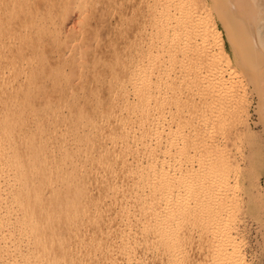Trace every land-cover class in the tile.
<instances>
[{
  "label": "rangeland",
  "instance_id": "obj_1",
  "mask_svg": "<svg viewBox=\"0 0 264 264\" xmlns=\"http://www.w3.org/2000/svg\"><path fill=\"white\" fill-rule=\"evenodd\" d=\"M90 1L0 0V12L5 11L4 7L8 8L12 3V8H18L17 12L20 10L19 5H27L22 9L28 12L27 15L25 11L18 12L20 14L17 18H12L11 23L9 21L10 24L5 26V31L9 32L5 34L6 38H0V59L3 57L1 54L7 56V51L11 56L13 50L22 54L26 47L24 43L30 38L32 43L27 41L30 45L25 50L28 56L41 58L42 54L34 53V45L36 48L38 45L40 53L48 50L45 54L48 65L44 63L43 67L47 68L43 76L46 74V78H49L40 82V86L27 88L28 91L21 88L19 92L24 93H19L11 101L0 99V154L6 155L3 161L0 159V264H127L129 254L130 264H168L162 262L161 253L153 249L154 243H150V236L143 235L145 233L140 225L144 220L140 216L142 198H157L158 195L162 201L169 198V204L177 202L176 206L170 205L172 207L169 212L172 209L171 212H176L179 208L177 212L181 238L178 236L177 239H181H178L182 243L179 247H183L179 250V264H203L208 260L207 264H224L232 248L231 244H226L224 230H229L226 232L229 238L232 237L230 240L238 244H235L236 249L243 254L247 264H264V82H260V74L264 70H260L257 76L253 69L238 64L242 55L233 47L225 22L208 0H196L197 8L194 6L191 10H197L195 19L199 17L203 24H207L206 27L211 25V30L212 27L215 28L220 35L222 48L214 46V40L209 39L205 44L202 36H196L181 52H169L172 54L166 53L167 56H157L160 53L154 55V52L149 55L147 52L146 47L155 42L148 25L154 14L150 0ZM32 8L39 10H35L36 17L33 20L29 18V21L28 14ZM30 24L37 25L38 30L34 36L22 38ZM13 31H16L15 34ZM9 34V37L13 34V38L8 40ZM6 45L8 46L5 47ZM29 48L33 50L30 51ZM10 55L8 53L9 57ZM15 55L12 57L17 56ZM48 59H52V62ZM60 66L64 69H60ZM56 69L61 74L64 73L58 76L59 79L50 82L53 75L57 74L54 73ZM129 71L130 76H133L131 78H128ZM17 72L12 76L6 74L5 78L8 76L7 81L10 82L5 81V78L4 82H0L1 92L9 93L16 89L17 82L27 79L29 73L20 72L17 75ZM144 75L149 78H144ZM220 76H223L226 86H219L214 81ZM138 78L145 79L144 86L139 84L142 80H137ZM147 78L148 82L152 81V84L149 83L150 87L146 82ZM146 83L149 88H146ZM27 92L30 95L28 97ZM41 96L44 98L41 99ZM125 120L128 121L127 127L131 132L126 127L130 134L127 137L130 146L123 159L120 158L123 144L119 138ZM155 127L158 129V136L160 134L165 139L162 142L160 136L156 140ZM195 133H200L197 136L201 138V143L199 139L194 140ZM167 142L173 148L166 145L169 144ZM146 143L151 148H157L158 145L165 148L158 146L160 151L156 149V154L151 152L149 146H144ZM176 143L180 147L183 144L188 147L187 150L183 148L186 152L179 150ZM214 147L216 148L213 149ZM167 148L170 149L166 150ZM162 149L165 151H161ZM150 152L155 153L158 158L155 159L156 155L154 158ZM35 154H39L37 158ZM17 157L21 158L19 162ZM190 157L193 159V169L189 168L192 170V176L188 177L190 183L187 179V184L180 186L175 178L179 176L178 170L183 166V161L190 160ZM158 159L165 161V169L173 177L176 176L171 182L164 180V193L163 188L159 190L161 185L159 187L154 180H147L144 175L142 177L143 169L139 171L150 165L149 162L152 164ZM16 163L17 166L13 167ZM140 165L145 167H139ZM203 168L207 169L209 176L211 173L213 178H217L212 180L215 184L210 183L211 176L207 179L208 174ZM203 176L210 184H205L199 190L200 193L198 190L189 192L190 185L200 182L204 179ZM29 185H33L30 191L18 194L24 186ZM39 190L43 201L48 200L52 192H55L57 200H48L51 204L46 201L48 205L45 203L41 209L33 211L35 218L32 219V224L43 225L39 232L33 233V225L26 222L32 213L18 207L29 198L31 203H36L35 196L39 194ZM118 193L121 194L118 196ZM44 208L47 216L43 215L46 212ZM52 210L55 211L51 213L53 217H49L48 211ZM127 211L130 212L129 220ZM49 218H55V221L45 225L44 221ZM215 224H219L218 230L212 226ZM224 225L225 229H221ZM19 226L24 229L18 230ZM149 227L150 225L148 229ZM1 235L5 237L2 238Z\"/></svg>",
  "mask_w": 264,
  "mask_h": 264
},
{
  "label": "bare ground",
  "instance_id": "obj_2",
  "mask_svg": "<svg viewBox=\"0 0 264 264\" xmlns=\"http://www.w3.org/2000/svg\"><path fill=\"white\" fill-rule=\"evenodd\" d=\"M3 1V0H2ZM26 1V0H25ZM34 1V0H33ZM39 1V0H38ZM42 1V0H41ZM45 1V0H44ZM54 1V0H53ZM111 1V0H110ZM149 1V0H148ZM201 1V0H200ZM199 0H198V2H200ZM203 1V0H202ZM208 1H210V3H211V5H212V7H213V9L214 10H216V12H217V14L220 16V18L225 22V24H226V27L228 28V32H229V37H230V39H231V41H232V45H234L233 47L235 48V50L236 51H238V53L240 54V55H242V56H240V58H239V62H238V64L240 63V64H242V66H245V67H247V68H251V69H253L256 73V75L258 76L259 74H260V70H264V0H208ZM15 2V1H14ZM17 2V1H16ZM24 1H22V3H23ZM80 2V1H79ZM89 2H91L90 0H89ZM94 2V1H93ZM99 2V1H98ZM146 2V1H145ZM150 2H151V5H152V7H154V10H152V11H154V14H152L153 16L150 18L151 20L148 22L149 24V26L151 27V34H153L154 35V40L153 41H155L154 43H151L150 45H148V47H146L147 48V52H148V54L150 53L151 55L153 54V52H154V55L157 53V54H159V55H157V56H163V55H165L166 53L167 54H172V53H169V52H173V53H179V52H181L184 48H186V47H188L189 45H187V44H190L189 42H191V40H193L194 38H196V36L198 37V36H202L203 37V39L202 40H204L206 43L205 44H207V42L209 41V39H211L212 41L214 40V42H213V45L214 46H219V47H221L222 45H221V38H220V35H219V33L215 30V28H213L212 27V30H211V25H210V27L208 26V27H206L207 26V24L205 25V23L203 24L202 23V21L200 20V18L198 17L197 19H195V17H196V15L198 14V13H196V11L194 10V9H192L191 10V8L193 7L194 8V6L196 7V4H197V2H196V0H150ZM1 3V2H0ZM21 3V4H22ZM26 3V2H25ZM24 3V4H25ZM32 3V2H31ZM38 3V2H37ZM40 3V2H39ZM47 3V2H46ZM51 3V2H50ZM58 3V2H57ZM196 3V4H195ZM13 5H14V3H12ZM11 4V6H9L8 8L7 7H4L5 8V11L3 10V11H1L0 12V38H2L3 36H5V34L7 33V31H5L6 29H5V26L6 25H8V23H9V21H10V23H11V21L13 20L12 18H14V17H16L18 14H20V13H22V12H24L23 11V9L22 8H26L25 6H27V5H23L24 7H21V5H19L20 6V10H18V12H20V13H18L17 12V9L16 8H12V5ZM17 4V3H16ZM30 4V3H29ZM94 4V3H93ZM150 4V3H149ZM202 4V3H201ZM200 4V5H201ZM205 4V3H204ZM4 5V4H3ZM50 5V4H49ZM32 6V5H31ZM88 6V5H87ZM30 7V6H29ZM39 7H41V6H39ZM47 8H48V6H46ZM86 7V6H85ZM93 7V6H92ZM95 7V6H94ZM151 7V6H150ZM2 8V7H1ZM0 8V9H1ZM31 8V7H30ZM197 8V7H196ZM201 8V7H200ZM13 9V10H12ZM15 9V10H14ZM29 9V8H28ZM28 9H26V10H28ZM36 9H38V8H36ZM36 9H30V13L28 14L29 15V17H28V20H29V18H31L30 20H33L36 16H34V15H36ZM45 9V8H44ZM150 9V8H149ZM39 10V9H38ZM190 10V12H188ZM41 11V10H40ZM194 11H195V13H194ZM26 12V11H25ZM43 12H44V10H43ZM187 12V13H186ZM27 13L28 12H26V15H27ZM40 13V12H39ZM42 14V13H41ZM40 14V15H41ZM99 15V14H98ZM20 16V15H19ZM25 19H26V17L24 16V15H22ZM21 17V16H20ZM17 18V17H16ZM43 18V17H42ZM97 18V17H96ZM15 19V18H14ZM18 19H20L19 17H18ZM23 19V18H22ZM21 19V20H22ZM29 20V21H30ZM39 20V19H38ZM89 20V19H88ZM27 21V20H26ZM40 21V20H39ZM17 22H19L18 20H17ZM41 22V21H40ZM9 23V24H10ZM24 23H26V22H24ZM29 23V22H28ZM20 24V23H19ZM23 24V23H22ZM21 24V25H22ZM37 24V23H36ZM52 24V23H51ZM13 25V24H12ZM20 25V26H21ZM48 25V24H47ZM147 25V26H148ZM209 25V24H208ZM10 26V25H9ZM17 26V25H16ZM51 26V25H50ZM110 26V25H109ZM43 27V26H42ZM48 27V26H47ZM58 27V26H57ZM22 28V27H21ZM24 28V27H23ZM38 27H37V25H35V24H30V26H29V28L27 29V31L25 32L26 34H24V37H23V35H22V38H25L26 39V37L27 36H29V37H31V36H34L35 35V33H36V31L38 30L37 29ZM40 28H41V23H40ZM149 28V27H148ZM14 29V28H13ZM19 30H20V28H19ZM23 30H25V29H23ZM48 30V29H47ZM43 31V30H42ZM54 31V30H53ZM113 31V30H112ZM9 32V31H8ZM16 32V31H15ZM15 32L13 31L12 33L13 34H15ZM58 32V31H57ZM21 33V32H20ZM47 33V32H46ZM45 33V34H46ZM8 34V33H7ZM13 34H12V36H13ZM37 34H40V33H37ZM11 34H9L8 35V37L10 36ZM16 35H17V33H16ZM16 35H14L15 36V39L17 38L16 37ZM31 35V36H30ZM41 35V34H40ZM145 35V34H144ZM11 36V37H12ZM53 36V35H52ZM150 36V35H149ZM11 37H9L8 38V40L11 38ZM20 37H21V34H20ZM43 37V36H42ZM49 37V36H48ZM5 38H6V36H5ZM4 38V39H5ZM13 38V37H12ZM11 38V39H12ZM37 38H39V37H37ZM36 38V40H38ZM44 38V37H43ZM52 38V37H51ZM145 38V37H144ZM152 38V37H151ZM3 39V40H4ZM18 39H21V38H19L18 37ZM28 39V38H27ZM153 39V38H152ZM152 39H151V41H152ZM6 40V39H5ZM31 40H32V38H31ZM12 41V40H11ZM17 41H19V40H17ZM17 41H15V42H17ZM27 41H30V38H29V40H27ZM26 41V42H27ZM34 41V40H33ZM41 41V40H40ZM194 41H196V40H194ZM0 42L2 43V41L0 40ZM4 42V41H3ZM8 42V41H7ZM13 42H14V39H13V41H12V44H13ZM22 42H24V39H23V41ZM24 43V45L28 48V45H30L29 43ZM31 42V41H30ZM0 43V44H1ZM10 43V42H9ZM18 43V42H17ZM32 43V42H31ZM53 43V42H52ZM21 45H23V43H20ZM27 44V45H26ZM34 44V43H33ZM32 44V45H33ZM57 44V43H56ZM209 44V43H208ZM2 45V44H1ZM10 45H11V43H10ZM31 45V46H32ZM4 46V45H3ZM8 45H6L5 47H7ZM13 45H11V47H12ZM35 46V45H34ZM33 46V48H34V53L35 52H37V53H39L40 55H41V58L39 59V56H37L38 58H33V56H28V53L26 52L27 51V49H26V47L24 48V52H26V53H24L23 52V50H22V54H17V52H15L14 50H13V52L14 53H16V55L13 53V55H15L16 57H12L11 55H10V52H8L7 51V56H4V55H2L1 54V56H3L1 59H0V82L2 81V82H4V78H5V76H6V74H15V72H17L16 74L17 75H19V73L21 72H27V73H29L28 74V77H27V79L25 80V81H22V82H17V86L15 87L16 89L15 90H13V91H10L9 93H3V92H1L0 93V99H5L4 101H8V100H10V99H14V98H17V96H18V94L19 93H21V92H19V90L22 88V89H26L27 90V88H31V87H36V86H38L39 85V83L40 82H42V81H44V80H48L46 77H48L46 74H45V76H43V74H44V72H45V68H47V67H43L44 66V63L45 64H47V62H46V60H47V58L48 57H46L45 58V54L48 52V50H47V52L46 53H44V52H41L40 53V51L41 50H39L38 49V45H37V48L36 47H34ZM59 46V45H58ZM78 46V45H77ZM2 47V46H1ZM15 47V46H14ZM16 47H18V46H16ZM24 47V46H23ZM57 47V46H56ZM65 47V46H64ZM80 47V46H79ZM108 47H110V46H108ZM20 48V47H19ZM40 48V47H39ZM41 48H43V47H41ZM90 48V47H89ZM193 48V47H192ZM204 48H206V46L204 47ZM204 48L202 49V51L204 50ZM222 48V47H221ZM220 48V49H221ZM5 49V48H4ZM30 49V48H29ZM48 49V48H47ZM50 49V48H49ZM110 49V48H109ZM191 49V48H190ZM208 49V48H207ZM18 50V49H17ZM26 50V51H25ZM33 49H30V51H32ZM43 50V49H42ZM53 50V49H52ZM88 50V49H87ZM102 50V49H101ZM142 50V49H141ZM187 50H188V48H187ZM192 50V49H191ZM209 50V49H208ZM208 50H206V51H208ZM21 51V50H20ZM29 51V52H30ZM78 51V50H77ZM116 51V50H115ZM2 52V51H1ZM146 52V53H147ZM185 52V51H184ZM183 52V53H184ZM204 52V51H203ZM3 53V52H2ZM8 53H9V55L11 56V57H9L8 56ZM83 53V52H82ZM95 53V52H94ZM117 53V52H116ZM5 54V53H4ZM49 54V53H48ZM112 54V53H111ZM114 54V53H113ZM143 54V53H142ZM141 54V55H142ZM147 54V55H148ZM149 54V55H150ZM167 54H166V56H167ZM223 54V53H222ZM30 55V54H29ZM33 55V54H32ZM38 55V54H37ZM44 55V56H43ZM104 55V54H103ZM117 55V54H116ZM148 55V56H149ZM174 55V54H173ZM172 55V56H173ZM48 56H50V54L48 55ZM68 56V55H67ZM73 56V55H72ZM184 56V55H183ZM221 56H223V55H221ZM53 57V56H52ZM76 57H78V56H76ZM50 58V57H49ZM57 58V57H56ZM60 58V57H59ZM65 58V57H64ZM69 58H70V55H69ZM79 58V57H78ZM95 58V57H94ZM227 58V57H226ZM225 58V59H226ZM53 59V58H52ZM51 59V60H52ZM66 59V58H65ZM176 59V58H175ZM224 59V58H223ZM48 60H50V59H48ZM50 60V61H51ZM70 60V59H69ZM103 60V59H102ZM101 60V61H102ZM137 60H139L138 58H137ZM228 60V59H227ZM56 61V60H55ZM61 61V60H60ZM75 61V60H74ZM79 61H81V60H79ZM104 61V60H103ZM140 61V60H139ZM52 62V61H51ZM83 62V61H82ZM93 62V61H92ZM100 62V61H99ZM98 62V63H99ZM91 63V62H90ZM96 63V62H95ZM105 63V62H104ZM229 62L227 61V64H228ZM50 64V63H49ZM94 64V63H93ZM103 64V63H102ZM48 65V64H47ZM62 65H63V62H62ZM85 65V64H84ZM99 65V64H98ZM46 66V65H45ZM54 66V65H53ZM61 67V68H60ZM60 67H58V70H59V68L60 69H62V67L63 66H60ZM89 67V66H88ZM94 67V66H93ZM109 67H110V65H109ZM51 68V67H50ZM53 68H56V67H53ZM78 68V67H77ZM82 68V67H81ZM64 69V68H63ZM62 69V70H63ZM83 69V68H82ZM246 69V68H245ZM259 70V71H257V70ZM49 70V69H48ZM47 71V70H46ZM51 71V70H50ZM70 71H71V69H70ZM133 71V70H132ZM248 71H250V70H248ZM252 71V70H251ZM253 71V72H254ZM48 73H49V71H47ZM46 72V73H47ZM81 72V71H80ZM92 72H93V70H92ZM218 72H219V74H220V71H219V69H218ZM264 72V71H263ZM261 73L260 74V78L262 79V80H260V79H258V80H260V82L262 83V82H264V73ZM26 73V74H27ZM47 73V74H48ZM54 73H57V74H54L53 75V80H51L50 82H52V81H54V79H59L58 78V76H60V74H61V72L59 71H57V69H56V72L54 71ZM64 73V72H63ZM62 73V74H63ZM79 73V72H78ZM130 71H129V75H128V78H131V77H133L132 76V74H131V76H130ZM217 73V72H216ZM259 73V74H258ZM62 74H61V76H62ZM76 74V73H75ZM96 74V73H95ZM112 74V73H111ZM134 74V73H133ZM141 74V73H140ZM140 74H138V76L140 75ZM143 74H146L145 72L143 73ZM218 74V75H219ZM9 75V76H10ZM49 75V74H48ZM68 75V74H67ZM70 75V74H69ZM98 75V74H97ZM135 75V74H134ZM148 75V74H147ZM222 75V74H221ZM261 75L263 76V77H261ZM12 76V75H11ZM64 76V75H63ZM138 76H136V77H138ZM141 76V75H140ZM174 76V75H173ZM8 77V76H7ZM5 78V81H7V79L8 78ZM17 77V76H16ZM15 77V78H16ZM65 77H66V75H65ZM78 77V76H77ZM135 77V78H136ZM144 78H146V77H148V76H143ZM175 77V76H174ZM221 77V76H220ZM216 78L214 81H216L217 83H218V85L219 86H226V83H225V80L223 79V76L221 77V78ZM50 78H52V76L50 77ZM149 78V77H148ZM148 78L146 79L147 81V83H148V86L150 87L151 85L150 84H152V81H150V82H148ZM256 78V77H255ZM11 79V78H10ZM113 79V78H112ZM122 79V78H121ZM133 80H134V78H132ZM94 80V79H93ZM129 80V79H128ZM127 80V81H128ZM137 80H142V82H140L139 84H141V85H143V83L145 82L143 79H137ZM161 80V79H160ZM173 80H175V79H173ZM256 80V79H255ZM14 80L12 79V82H13ZM61 81V80H60ZM65 81H66V79H65ZM70 81V80H69ZM68 81V82H69ZM7 82H10V80L9 81H7ZM63 82V81H62ZM96 82H98V81H96ZM133 82V81H132ZM139 82V81H138ZM179 82V81H178ZM14 83H15V81H14ZM48 84H49V82H47ZM46 83V84H47ZM55 83V82H54ZM70 83V82H69ZM122 83V82H121ZM147 83H146V86H147ZM150 83V84H149ZM159 83V82H158ZM211 83H212V81H211ZM258 83V82H257ZM5 84V83H4ZM3 84V85H4ZM10 84V83H9ZM44 85H45V82L43 83ZM58 84V83H57ZM56 84V85H57ZM145 84V83H144ZM174 84V83H173ZM213 84V83H212ZM264 84V83H263ZM65 85V84H64ZM160 85V84H159ZM205 85V84H204ZM209 85V84H208ZM215 85V84H214ZM1 86V85H0ZM6 86V85H5ZM40 86V85H39ZM134 86V85H133ZM144 86V85H143ZM146 87V88H149V87ZM194 86V85H193ZM216 86H217V84H216ZM47 87V86H46ZM66 87V86H65ZM174 87V86H173ZM207 87V86H206ZM259 87V86H258ZM262 87V86H261ZM32 88V89H33ZM48 88V87H47ZM205 88V87H204ZM216 88V87H215ZM263 88V87H262ZM31 89V90H32ZM38 89V88H37ZM179 89V88H178ZM223 89V88H222ZM2 90V89H1ZM55 90V89H54ZM123 90V89H122ZM147 90H149V89H147ZM220 90H221V88H220ZM226 90V89H225ZM4 91V90H3ZM24 91V90H23ZM28 91V90H27ZM33 91V90H32ZM140 91V90H139ZM200 91V90H199ZM263 91V90H262ZM147 92V91H146ZM181 92V91H180ZM198 92V91H197ZM220 92V91H219ZM22 93H24V92H22ZM28 93V92H27ZM33 93V92H32ZM46 93V92H45ZM50 93V92H49ZM262 93H264V92H262ZM25 94H26V92H25ZM25 94H23L24 96H25ZM69 94V93H68ZM127 94V93H126ZM179 94V93H178ZM202 94V93H201ZM146 95V94H145ZM23 96V97H24ZM28 96H30L29 95V93H28V95H26V97H28ZM35 96V95H34ZM46 96H48V95H46ZM63 96V95H62ZM222 96V95H221ZM263 96V95H262ZM20 97V96H19ZM95 97V96H94ZM123 97H125V96H123ZM122 97V98H123ZM166 97V96H165ZM206 97V96H205ZM204 97V98H205ZM264 97V96H263ZM36 98V97H35ZM42 98H44V97H42L41 96V99ZM47 98H49V97H47ZM64 98V97H63ZM126 98V97H125ZM200 98V97H199ZM229 98V97H228ZM27 99V98H26ZM53 99V98H52ZM263 99V98H262ZM17 100V99H16ZM24 100V99H23ZM28 100V99H27ZM29 100H30V98H29ZM46 100V99H45ZM50 100V99H49ZM124 100H126V99H124ZM189 100V99H188ZM11 101V100H10ZM43 101H44V99H43ZM163 101V100H162ZM194 101V100H193ZM25 102V101H24ZM27 102V101H26ZM206 102V101H205ZM18 103V102H17ZM36 103V102H35ZM48 103V102H47ZM46 103V104H47ZM121 103V102H120ZM124 103H126V102H124ZM165 103V102H164ZM5 104V103H4ZM170 104V103H169ZM205 104V103H204ZM24 105V104H23ZM166 105V104H165ZM210 105V104H209ZM208 105V106H209ZM214 105V104H213ZM36 106V105H35ZM124 107V106H123ZM127 107V106H126ZM170 107V106H169ZM180 108V107H179ZM209 108V107H208ZM213 108V107H212ZM126 109V108H125ZM127 110V109H126ZM207 110V109H206ZM131 111V110H130ZM178 111V110H177ZM209 111V110H208ZM213 111V110H212ZM116 113V112H115ZM180 114V113H179ZM184 117V116H183ZM183 117H181V118H183ZM119 118V117H118ZM128 119V118H127ZM129 120V119H128ZM184 120V119H183ZM128 121L127 120H125L124 121V128H120L121 129V131H120V138H119V140H121L120 142H122L121 144H123V153H121L122 154V156L120 157V158H123V157H125L124 156V154L126 153V152H128L129 151V144H128V141H127V137H128V134H129V131L131 132V130L127 127L128 126V124L129 123H127ZM179 122V121H178ZM185 124V123H184ZM129 129V131H128V129ZM131 127V126H130ZM133 127V126H132ZM196 128V127H195ZM151 129V128H150ZM157 128L155 127V130H156ZM171 129V128H170ZM154 130V131H155ZM158 130V129H157ZM156 130V132L155 133H157L158 131ZM160 130V129H159ZM162 130V129H161ZM173 130V129H172ZM195 131H196V129H195ZM204 132V131H203ZM202 132V133H203ZM146 133V132H145ZM152 133V132H151ZM155 133H152L153 135L155 134ZM159 133V132H158ZM158 133H157V138H156V136H155V138H156V140L157 139H159L160 137H161V135L159 134V136H158ZM161 133H162V131H161ZM172 134H173V132H171ZM201 133V132H200ZM200 133H195L196 134V137H198L197 136V134H200ZM211 133V132H210ZM119 134V133H118ZM143 134V133H142ZM142 134H141V136H142ZM151 134V135H152ZM168 134H169V132H168ZM168 134L166 135V136H168ZM171 134V135H172ZM116 135V134H115ZM130 135V134H129ZM132 135V134H131ZM149 135H150V133H149ZM156 135V134H155ZM176 135V134H175ZM192 135V134H191ZM204 135V134H203ZM119 137V136H118ZM145 137V136H144ZM150 136H148V138H149ZM152 137V136H151ZM154 137V136H153ZM159 137V138H158ZM171 137V136H170ZM173 137V136H172ZM177 137V136H176ZM195 137V136H194ZM194 138V140L196 139V141H197V139H199V137L198 138ZM201 137V136H200ZM114 138V137H113ZM190 138V137H189ZM192 138V137H191ZM116 139V138H115ZM141 139V138H140ZM161 140V142H162V137L160 138ZM177 139V138H176ZM201 139V138H200ZM200 139L198 140L199 141V143H201L200 142ZM150 140V139H149ZM148 140V141H149ZM163 140H165V139H163ZM171 140H172V138H171ZM188 140H190V139H188ZM187 140V141H188ZM112 141H113V139H112ZM159 141V142H160ZM166 141H168V140H166ZM174 141V140H173ZM193 141V140H192ZM195 141V143H198V142H196ZM203 141V140H202ZM152 142V141H151ZM165 142V141H164ZM177 142V141H176ZM205 142V141H204ZM211 142V141H210ZM134 143H136V142H134ZM144 143H145V141H144ZM150 143V142H149ZM156 143V142H155ZM167 143H169V144H166V145H169V147L171 146L170 144V142H167ZM178 143V142H177ZM176 143V144H177ZM184 143H185V140H184ZM187 143V142H186ZM185 143V144H186ZM190 143V142H189ZM198 143V144H199ZM203 143V142H202ZM133 144V143H132ZM141 145H142V143H140ZM151 144V143H150ZM157 144V143H156ZM173 144V143H172ZM175 144V145H176ZM192 144V143H191ZM191 144H190V146H191ZM174 145V144H173ZM178 145V144H177ZM176 145V146H177ZM184 145V144H183ZM183 145H181L182 147H180L179 145V147L178 148H180L179 150H183V148H184V150H185V146H183ZM189 145V144H188ZM187 145V146H188ZM203 145V144H202ZM206 145V144H205ZM118 146V145H117ZM144 146H149L148 148L150 149L151 148V146L149 145V144H145ZM143 146V147H144ZM153 146V145H152ZM158 146H160V147H163V146H161V145H158ZM158 146H157V148H156V146H154L153 148H151L152 149V151L151 152H155L156 151V149L158 150V152L160 151V149L158 148ZM112 147V146H111ZM132 147V146H131ZM145 147V148H146ZM172 147V146H171ZM170 147V148H171ZM194 148H195V146H193ZM212 147V146H211ZM37 148H39V146L37 147ZM121 148V147H120ZM163 148H165V147H163ZM170 148H167L166 150H168V149H170ZM173 148V147H172ZM188 148V147H187ZM187 148H186V150H187ZM202 148V147H201ZM203 148H205V147H203ZM216 147H214L213 149H215ZM112 149V148H111ZM131 149V151H132V148H130ZM176 149V148H175ZM191 149V148H190ZM207 149V148H206ZM212 149V150H213ZM34 150H36V148L34 149ZM33 150V151H34ZM164 149H162L161 151H163ZM183 150V151H184ZM210 150V149H209ZM211 150V151H212ZM141 151V150H140ZM150 151V150H149ZM165 151V150H164ZM106 152V151H105ZM108 152V151H107ZM119 152H120V150H119ZM142 152V151H141ZM146 152V151H145ZM151 152H150V155H156V154H158V152L155 154H151ZM170 152V151H169ZM176 152V151H175ZM184 152H186V151H184ZM0 153H1V150H0ZM108 153H110V152H108ZM132 154V152H129V154ZM222 153V152H221ZM32 154H34V153H32ZM117 154V153H116ZM144 154V153H143ZM149 154V153H148ZM160 154V153H159ZM180 154V153H179ZM183 154V153H182ZM185 154V153H184ZM0 155H2V154H0ZM36 155V154H35ZM39 155V154H38ZM38 155H36L35 157L37 158L38 157ZM44 155V154H43ZM105 155H106V153H105ZM112 155V154H111ZM115 155V154H114ZM164 155V154H163ZM186 155V154H185ZM190 155V154H189ZM222 155V154H221ZM41 156V155H40ZM113 156V155H112ZM126 156H127V153H126ZM152 156V157H153ZM179 156V155H178ZM181 156V155H180ZM187 156V155H186ZM33 157V156H32ZM118 156H117V158H119ZM192 157H194V156H192ZM192 157H190L191 159L189 160H187V159H185L186 160V162H184L183 161V166H181V167H179L180 169L178 170V168H177V170H178V173H179V176H174V177H176L175 178V180L180 184V186H181V184L183 185V186H185L184 185V183H186L187 184V179H188V182H189V175L191 174V172H190V170L191 169H193V159H192ZM222 157V156H221ZM6 158V155H2V156H0V159H2V161L4 160ZM42 158H43V156H42ZM116 158V159H117ZM154 158H155V156H154ZM158 157H157V155H156V158L155 159H157ZM195 158V157H194ZM20 157H17V162H19L20 161ZM44 159V158H43ZM115 159V158H114ZM124 159V158H123ZM122 159V160H123ZM150 159V158H149ZM44 160H46V159H44ZM121 160V162L123 163L124 161H122ZM119 161V160H118ZM146 161V160H145ZM150 161V160H149ZM180 161V160H179ZM199 161V160H198ZM220 161H221V159H220ZM112 162V161H111ZM113 162H115V161H113ZM125 162H127V161H125ZM131 162V161H130ZM154 162V163H153ZM152 162V164H151V162H149L150 163V165L148 164V166L146 167V168H140V170L139 171H141L142 169L144 170V171H142L141 173H142V177H143V175H144V177L147 179V180H154L153 182L155 183H157L158 185H159V187H160V185H161V188H159L158 186V188H159V190H161L165 185H166V182H171V180H173L172 178H174L173 177V174L171 175L170 173H169V171H167L166 169H165V161H161V159H158V161H153ZM201 162V161H200ZM222 162V161H221ZM119 163V162H118ZM128 163H129V161H128ZM39 164V163H38ZM45 164H46V162H45ZM115 164H117V163H115ZM178 164H180L179 162H178ZM182 164V163H181ZM180 164V165H181ZM205 164V163H204ZM43 165H44V163H43ZM123 165V164H122ZM129 165V164H128ZM135 165V164H134ZM220 165H222V164H220ZM17 166V163L14 165L13 164V167H16ZM42 166V165H41ZM109 166H110V164H109ZM120 166V165H119ZM124 166V165H123ZM130 166V165H129ZM199 166V165H198ZM202 166V165H201ZM206 166H208V165H206ZM214 166H216L217 167V165H214ZM223 166H225V164L223 165ZM106 167V166H105ZM104 167V168H105ZM125 167H126V165H125ZM139 167H145V166H139ZM138 167V168H139ZM191 167V169L189 170V168ZM203 167V166H202ZM210 167H212V166H210ZM215 167V168H216ZM110 168V167H109ZM136 168H137V166H136ZM135 168V169H136ZM137 168V169H138ZM169 168V167H168ZM221 168V167H220ZM0 169H1V167H0ZM123 169H124V167H123ZM122 169V170H123ZM128 169V168H127ZM201 169V168H200ZM203 169H205V171L207 170L206 168H203ZM210 170H213V168L212 169H210ZM131 171V170H130ZM166 171V172H165ZM174 171H176V170H174ZM192 171V170H191ZM126 172V171H125ZM129 172V171H128ZM193 172H195V171H193ZM192 172V174H195V173H193ZM124 173V172H123ZM135 173V172H134ZM199 173V172H198ZM206 173L208 174V178H207V176H206V178L207 179H209L210 178V176H211V179H210V183H212V184H215V183H213V181L212 180H214L215 178H213L212 176H213V174L211 175V173H210V176H209V172H207L206 171ZM201 174V173H200ZM207 174H205V175H207ZM171 175V176H170ZM204 175V176H205ZM192 175H190V177H191ZM196 176V175H195ZM203 176V178L204 179H202L200 182H198L197 184L195 183V185L193 184H189L190 185V190H189V192L191 191V192H194L195 190L197 191H199L200 189H202V188H204V186H205V184H210L209 182H208V180H205V177ZM194 177V176H193ZM200 177V176H199ZM148 178H150V179H148ZM197 178H198V176H197ZM195 180H196V178H194ZM217 179V178H216ZM164 180H166V182H164ZM174 180V181H175ZM205 182V183H204ZM218 182V181H217ZM216 182V183H217ZM177 183V184H178ZM220 183V182H219ZM157 184H155V185H157ZM163 184H165V185H163ZM168 184V183H167ZM211 184V185H212ZM162 185H163V187H162ZM118 186V185H117ZM186 186H188V185H186ZM209 186V185H208ZM179 187V186H178ZM177 187V188H178ZM189 187V186H188ZM187 187V188H188ZM211 187V186H210ZM33 188V185H29V186H24L23 188H22V190L18 193L19 195H23V194H26L28 191H30L31 189ZM165 188V187H164ZM164 188L162 189L163 190V193H164ZM157 189V188H156ZM158 190V191H159ZM167 190V189H166ZM204 190V189H203ZM114 191H115V188H114ZM113 191V192H114ZM157 191V192H158ZM180 191V190H179ZM206 191H208L207 190V187H206ZM119 192H120V190H119ZM156 192V193H157ZM162 191H160V193H161ZM198 193H200V191L198 192ZM197 193V194H198ZM204 193H206V192H204ZM203 193V194H204ZM119 194H121V193H118V196H119ZM171 194V193H170ZM189 194V193H188ZM116 195H117V193H116ZM193 195V194H192ZM191 195V196H192ZM195 195V194H194ZM56 196V194H55V192H52L51 194H50V198L48 199V200H51V202H53L54 200H57V197H55ZM123 196V195H122ZM121 196V197H122ZM184 196V195H183ZM124 197V196H123ZM155 197V198H154ZM154 197H149V198H147V197H144V198H142V208L140 209L141 211H140V216L142 217V218H144V220H143V222H141V226H142V228L141 229H143L142 231H143V233H145V234H143L144 236L146 235V236H150L149 238L152 240V242H150L151 244H153V249L155 250V251H158V252H160L161 253V255H160V258H161V260H162V262H166V263H168V264H179V254L181 253L179 250H181V249H183V247L182 248H180L179 247V244H181L182 245V243H180V242H178V239H180L181 237H180V227H179V220H178V216H179V213L177 212V210L179 209V208H177V210H176V212L175 211H173V212H169L168 210H169V208H171L172 206H170V205H175L176 203H173V204H169L171 201H170V199L169 198H164L165 200H166V204H169V206L168 205H166L165 204V200L163 199V201H162V199H161V197L158 195V197L156 198V196H154ZM187 197V196H186ZM35 198H36V203H31L30 202V198L27 200V202L26 203H22L18 208L20 209H27L28 211H30L32 214H31V216H28V218H27V220H26V222H28V223H30V225L32 224V223H34L33 221H32V219L33 218H35L34 217V215H33V211H35V209L36 208H40L41 209V206H43L45 203L47 204L49 201L48 200H46V201H48V202H46L45 200L43 201L42 199H43V196H42V194H41V190H39V194L38 195H36L35 196ZM179 198V197H178ZM217 198V197H216ZM60 199V198H59ZM74 199V198H73ZM200 199V198H199ZM78 200V199H77ZM122 200V199H121ZM201 200V199H200ZM170 201V202H169ZM187 201V200H186ZM189 201V200H188ZM210 201H211V199H210ZM209 201V202H210ZM55 202V201H54ZM76 203H77V201H75ZM169 202V203H168ZM179 202V201H178ZM59 203V202H58ZM57 203V204H58ZM62 203V202H61ZM113 203V202H112ZM193 203V202H192ZM199 203V202H198ZM49 204H51L50 202H49ZM55 204V203H54ZM129 204V203H128ZM164 204H165V206H164ZM195 204V203H194ZM209 204V203H208ZM48 205V204H47ZM119 205V204H118ZM177 205V204H176ZM175 205V206H176ZM52 206V205H51ZM50 205H49V207H51ZM120 206H121V204H120ZM199 206V205H198ZM201 206V205H200ZM182 207V206H181ZM204 207V206H203ZM46 208V207H45ZM44 208V209H45ZM52 208V207H51ZM51 208H50V210H51ZM57 208V207H56ZM59 208H60V206H59ZM109 208V207H108ZM44 209H42L43 210V213L46 211V209H45V211H44ZM47 209H48V207H47ZM126 209V208H125ZM124 209V210H125ZM59 210V209H58ZM206 210V209H205ZM165 211H166V215H164V213H165ZM167 211L169 212V213H167ZM199 211V210H198ZM49 212V214H50V216L49 217H53V216H51V213L53 212V210L50 212V211H48ZM55 212V211H54ZM53 212V213H54ZM42 213V214H43ZM46 213H47V211L43 214V215H46ZM129 213L130 212H126V216H127V218H128V215H129ZM201 213V212H200ZM202 213H204V212H202ZM41 214V215H42ZM48 214V213H47ZM120 214V213H119ZM122 214V213H121ZM120 214V215H121ZM181 214V213H180ZM218 214V213H217ZM41 215H39L40 217H41ZM124 215V217H125V214H123ZM131 215V214H130ZM212 215V214H211ZM47 216V215H46ZM218 216V215H217ZM43 217V216H42ZM133 217V216H132ZM199 217H200V215H199ZM198 217V218H199ZM202 217V216H201ZM44 218V217H43ZM48 218V217H47ZM194 218V217H193ZM208 218V217H207ZM210 218V217H209ZM55 219V218H54ZM54 219H52V220H54ZM203 219V218H202ZM222 219V218H221ZM14 220H16V218L14 219ZM52 220L49 218V220H45L44 221V224L46 225V224H49V222L51 221L52 222ZM119 220H122V218L121 219H119ZM128 220H129V218H128ZM218 219H216V221H217ZM23 221H25V220H23ZM55 221V220H54ZM98 221V220H97ZM127 221V220H126ZM125 221V222H126ZM192 221H194V220H192ZM200 221V220H199ZM204 221V220H203ZM207 221V220H206ZM120 222V221H119ZM130 222V221H129ZM16 223V221H14L13 222V224H15ZM139 223V222H138ZM205 223V222H204ZM209 223V222H208ZM214 223H216L215 221H214ZM217 223H220V222H218L217 221ZM130 224V223H129ZM128 224V225H129ZM146 224H149L150 225V227H149V229H148V226H146ZM195 224V223H194ZM212 224V223H211ZM223 224V223H222ZM16 225H18V224H16ZM33 225V233H37V232H39L40 231V229H42L43 227V225H41L40 226V224H39V226H37V224H32ZM125 225V224H124ZM135 225V224H134ZM208 225V224H207ZM219 225V224H218ZM216 226V224L215 225H212V226H215L216 227V229L218 230L219 229V226ZM138 226V225H137ZM147 227V229H146V227ZM209 226V225H208ZM212 226H211V228H212ZM8 227V226H7ZM97 227V226H96ZM108 227V226H107ZM218 227V228H217ZM98 228V227H97ZM114 228V227H113ZM180 228V229H179ZM222 228H224L225 229V225H224V227H222L221 226V229ZM24 229V227H18V230H23ZM140 229V230H141ZM208 229H210V228H208ZM228 229V228H227ZM97 230V229H96ZM130 230V229H129ZM139 230V231H140ZM148 230V231H147ZM183 230V229H182ZM207 230V229H206ZM216 230V231H217ZM209 231V230H208ZM212 231V230H211ZM226 231H229V230H224L223 232H225L226 234L224 235V236H226L225 237V240H226V244L227 243H229V244H231L230 246L232 247V248H230L231 249V252H227L228 254H227V258L225 259V261H224V264H247L246 262H245V259H244V256H243V254L239 251V250H237L236 249V247L237 246H235V244L236 245H238L237 243H234L235 241L234 240H230V238H232V237H230L229 238V235H228V232H226ZM19 232V231H18ZM21 232V231H20ZM184 232V231H183ZM207 232V231H206ZM215 232V231H214ZM222 232V231H221ZM100 233V232H99ZM121 233H123V232H121ZM125 233V232H124ZM127 233V232H126ZM216 233V232H215ZM219 233V232H218ZM10 234V233H9ZM129 234V233H128ZM180 234V235H179ZM204 234V233H203ZM224 234V233H223ZM231 235H232V233H230ZM110 235H112V234H110ZM206 235V234H205ZM2 236V238H4L3 237V235H1ZM145 236V237H146ZM180 237V238H178L177 239V237ZM201 236H202V234H201ZM224 236L222 237V238H224ZM219 237V236H218ZM124 238H126V237H124ZM148 238V237H147ZM148 238V239H149ZM131 239V238H130ZM146 239V238H145ZM177 239V240H176ZM233 239H234V237H233ZM181 240V239H180ZM225 240H224V242H225ZM227 240H228V242H227ZM119 241H121V240H119ZM140 241V240H139ZM138 241V242H139ZM146 241H147V239H146ZM150 241V240H149ZM148 241V242H149ZM206 241V240H205ZM217 241V240H216ZM234 241V242H233ZM122 243H124V241H121ZM120 242V243H121ZM134 242V241H133ZM141 242H143V241H141ZM221 242V241H220ZM224 242L222 243V244H224ZM140 243V242H139ZM131 244V243H130ZM119 245V244H118ZM122 245V244H121ZM124 245V244H123ZM127 245V244H126ZM141 245V244H140ZM145 246V245H144ZM212 246V245H211ZM227 246H228V244H227ZM125 246H123V248H124ZM129 247V246H128ZM215 247V245L213 246V248ZM216 247H218V246H216ZM180 248V249H179ZM125 249V248H124ZM124 249H123V251H124ZM129 249V248H128ZM210 250H211V248H209ZM215 249V248H214ZM134 250V249H133ZM167 250V251H166ZM221 250V249H220ZM226 250V249H225ZM229 250V249H228ZM122 251V252H123ZM129 250H127V253L129 254V252H128ZM239 251V252H238ZM124 252H126V251H124ZM137 252H138V249H137ZM134 253V252H133ZM222 253H224V251L222 252ZM155 254V253H154ZM163 254H167L165 257L164 256H162ZM130 255V254H129ZM128 255V256H129ZM135 255V254H134ZM133 255V256H134ZM182 255V254H181ZM220 255V254H219ZM120 256V255H119ZM126 256H127V254H126ZM128 256H127V259H129L128 261H129V263H128V261H127V264H130V258H128ZM216 256V255H215ZM166 259L167 257V259L166 260H164V258ZM210 257V256H209ZM214 257V256H213ZM216 257H218V256H216ZM163 258V259H162ZM223 258V257H222ZM221 258V259H222ZM105 260V259H104ZM216 260V259H215ZM218 260V259H217ZM115 261V260H114ZM120 261V260H119ZM139 261V260H138ZM208 261H210V260H208ZM208 261H206L207 263H208ZM214 261V260H213ZM111 262V261H110ZM113 262V261H112ZM141 262V261H140ZM181 262H183V261H181ZM207 263H205V262H203V264H207ZM210 264H211V262H209ZM215 263V262H214ZM111 264V263H110Z\"/></svg>",
  "mask_w": 264,
  "mask_h": 264
}]
</instances>
